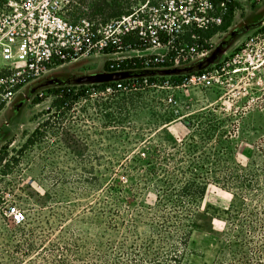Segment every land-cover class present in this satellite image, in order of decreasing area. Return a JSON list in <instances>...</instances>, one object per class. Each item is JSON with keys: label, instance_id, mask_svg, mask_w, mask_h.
I'll use <instances>...</instances> for the list:
<instances>
[{"label": "rangeland", "instance_id": "1", "mask_svg": "<svg viewBox=\"0 0 264 264\" xmlns=\"http://www.w3.org/2000/svg\"><path fill=\"white\" fill-rule=\"evenodd\" d=\"M233 6L227 30L182 66L120 72L102 58H81L26 84L4 107L0 264H135L130 258L145 257L149 246L176 243L180 232L162 221L167 197L157 188L179 190L186 181L205 184L206 193L181 230L190 234L180 264L225 262L226 212L236 192L223 178L249 169L264 140V0ZM255 36L261 57L234 62ZM215 68L212 85L186 86V78ZM116 81L147 83L92 90ZM63 87L79 99L55 109ZM10 206L24 213L22 223L8 215Z\"/></svg>", "mask_w": 264, "mask_h": 264}, {"label": "built area", "instance_id": "2", "mask_svg": "<svg viewBox=\"0 0 264 264\" xmlns=\"http://www.w3.org/2000/svg\"><path fill=\"white\" fill-rule=\"evenodd\" d=\"M241 1L7 0L0 11V112L26 84L81 58H102L120 72L182 66L208 51L206 34ZM255 47L257 36L233 61L261 57ZM137 63L143 67L133 68ZM218 74L217 68L197 72L185 83L208 87ZM125 83L107 85L106 92L126 91ZM8 215L16 224L25 218L17 206Z\"/></svg>", "mask_w": 264, "mask_h": 264}, {"label": "trees", "instance_id": "3", "mask_svg": "<svg viewBox=\"0 0 264 264\" xmlns=\"http://www.w3.org/2000/svg\"><path fill=\"white\" fill-rule=\"evenodd\" d=\"M233 13L234 6L230 8L223 25L217 30L206 34L205 38L210 39L217 32L227 30L231 25ZM138 67L143 66L139 63L133 65V68ZM181 81L183 79L180 77L172 80L173 85H179ZM149 83L152 85L155 81L152 80ZM125 84L127 90L143 87V81H137L135 86L131 82ZM106 88L107 85L102 84L92 90L105 93ZM55 93V100L52 102L55 109H70L73 103L79 99L75 94V88L72 87L59 88ZM32 141V138H29L27 144H31ZM249 158V169L240 173L230 171L223 178L224 185L236 192L234 195L235 202L231 209L226 212L229 221V232L225 235V247L222 251L225 260L223 264H264V140L258 143L255 152L249 155ZM164 183L169 184V181ZM157 189L158 193L162 191L167 197L165 203H163L165 206L160 210L163 213L160 216L162 221L167 224L173 221L174 233L180 232V234L176 243L171 244L168 248L167 246H161V248L155 249L149 246L148 249L144 250L145 257H141L140 260L130 259L134 260L133 263L135 264H180V255L188 245L190 234V232L181 233V230L187 227L185 223L187 217L191 215V208L196 205L198 200L204 198L206 185L197 181H186L179 190L172 188L168 189V192H164L160 187ZM246 196H249V198ZM247 201H250L251 205L247 206ZM170 203L174 208L172 212L167 210ZM159 243L166 245L162 240H159ZM165 249L168 253L164 251ZM126 255L131 257L128 254ZM149 255H152L149 258L150 262L145 259Z\"/></svg>", "mask_w": 264, "mask_h": 264}, {"label": "bare ground", "instance_id": "4", "mask_svg": "<svg viewBox=\"0 0 264 264\" xmlns=\"http://www.w3.org/2000/svg\"><path fill=\"white\" fill-rule=\"evenodd\" d=\"M76 62H78V61H76ZM76 62H75V63H76Z\"/></svg>", "mask_w": 264, "mask_h": 264}]
</instances>
